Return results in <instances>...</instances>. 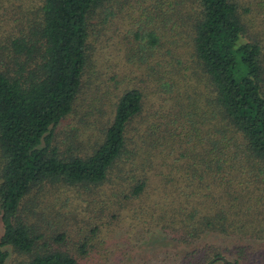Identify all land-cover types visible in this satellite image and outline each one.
<instances>
[{
	"label": "trees",
	"instance_id": "1",
	"mask_svg": "<svg viewBox=\"0 0 264 264\" xmlns=\"http://www.w3.org/2000/svg\"><path fill=\"white\" fill-rule=\"evenodd\" d=\"M27 1L28 9L23 0L13 7L18 17L0 16V264H78L114 222L97 216L89 237L63 228L46 235L32 219L34 205L47 184L94 188L112 172L119 207L146 194L147 173L155 175V210L137 206L155 215L148 226L167 239L193 244L216 232L238 241L205 243L206 253L193 246L172 260L264 264L256 246L264 239V0L137 5L129 14L136 44L125 42L149 79L172 91L169 103L123 88L101 137L82 153L60 151L53 132L82 90L90 18L111 1Z\"/></svg>",
	"mask_w": 264,
	"mask_h": 264
},
{
	"label": "rangeland",
	"instance_id": "2",
	"mask_svg": "<svg viewBox=\"0 0 264 264\" xmlns=\"http://www.w3.org/2000/svg\"><path fill=\"white\" fill-rule=\"evenodd\" d=\"M18 1L20 0H4L3 7L0 8L3 13L0 16L6 19L18 17L19 14L15 13L13 8ZM23 1V8H30L28 1ZM109 1L111 5L109 4L110 7H107L105 13L96 10L97 13L90 18L87 57L81 75V93L75 99L71 111L54 127L53 138L60 151H89L101 137V121L107 118L115 95L123 88L139 86L143 92L150 95V100L155 92V98H163L165 104L169 103L172 94L171 90H164L160 81L149 79L146 62L140 57L138 59L135 47L131 49L130 55L125 42L126 39H133L130 28H133L134 22L129 14L135 16L138 13L137 5L146 4L150 7L154 1ZM101 18L106 20L102 22ZM15 22L16 20L10 19V25ZM180 58L186 60L185 55ZM180 70L183 74L190 72L188 68ZM112 173L100 185L93 186L94 188L64 184L52 187L47 184L34 205L36 212L32 219L35 223H40L46 235L53 234L56 228H63L72 236L79 238L86 234L85 236L89 237L88 222H92L97 216L102 219L109 218L114 222L113 228L101 230L99 237L94 241V247H90L85 255L78 258V264H184V261L172 260V255L184 254L193 246L197 247V252L206 253L203 251L205 243L222 247L238 243L235 236L216 232L204 234L193 244H180L167 239L155 225L148 226L153 224L152 218L154 219L155 215L150 217L146 214L147 211L137 206V202L141 201L146 209L155 210V175L147 173L146 194L119 207L117 203H112L114 199H120V194L114 191L117 176ZM130 180L129 177L128 181ZM111 212L116 213V218L109 217ZM150 219L148 224L146 221ZM95 221L99 220L93 222ZM256 243V246L260 247L258 250L264 252V239H259ZM223 252L224 257L233 258L226 249L221 253ZM13 256L18 257L10 249L6 259L13 260ZM163 261L165 263H162ZM220 262L218 259L209 264H221Z\"/></svg>",
	"mask_w": 264,
	"mask_h": 264
}]
</instances>
